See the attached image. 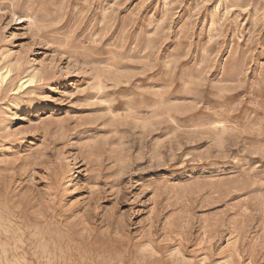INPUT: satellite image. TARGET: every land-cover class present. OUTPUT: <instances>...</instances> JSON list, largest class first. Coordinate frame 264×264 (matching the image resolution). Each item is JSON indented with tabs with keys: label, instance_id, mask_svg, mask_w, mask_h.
<instances>
[{
	"label": "rangeland",
	"instance_id": "374dc122",
	"mask_svg": "<svg viewBox=\"0 0 264 264\" xmlns=\"http://www.w3.org/2000/svg\"><path fill=\"white\" fill-rule=\"evenodd\" d=\"M0 264H264V0H0Z\"/></svg>",
	"mask_w": 264,
	"mask_h": 264
},
{
	"label": "bare ground",
	"instance_id": "6f19581e",
	"mask_svg": "<svg viewBox=\"0 0 264 264\" xmlns=\"http://www.w3.org/2000/svg\"><path fill=\"white\" fill-rule=\"evenodd\" d=\"M7 71L6 72H4V73H2V75H1V79L2 80H4V79H6V77H7ZM25 80V79H24ZM33 82V77H29L28 79H26L22 84H21V86L20 87H22L24 84H28L29 83V85L31 84Z\"/></svg>",
	"mask_w": 264,
	"mask_h": 264
}]
</instances>
